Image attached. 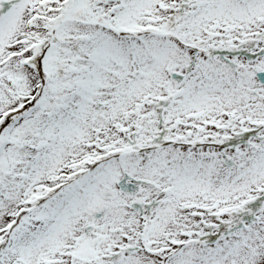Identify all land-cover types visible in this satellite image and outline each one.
Returning a JSON list of instances; mask_svg holds the SVG:
<instances>
[{
    "label": "snow or ice",
    "instance_id": "6c2138e0",
    "mask_svg": "<svg viewBox=\"0 0 264 264\" xmlns=\"http://www.w3.org/2000/svg\"><path fill=\"white\" fill-rule=\"evenodd\" d=\"M0 264H264V0H0Z\"/></svg>",
    "mask_w": 264,
    "mask_h": 264
}]
</instances>
